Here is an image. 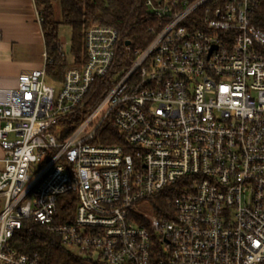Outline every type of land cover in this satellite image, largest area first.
<instances>
[{"label":"built area","instance_id":"obj_1","mask_svg":"<svg viewBox=\"0 0 264 264\" xmlns=\"http://www.w3.org/2000/svg\"><path fill=\"white\" fill-rule=\"evenodd\" d=\"M146 5V46L93 24L62 83L46 51L0 88V264H42L11 244L26 220L89 264H264V0ZM104 77L107 93L60 139L53 126ZM111 127L120 141L102 142Z\"/></svg>","mask_w":264,"mask_h":264},{"label":"trees","instance_id":"obj_2","mask_svg":"<svg viewBox=\"0 0 264 264\" xmlns=\"http://www.w3.org/2000/svg\"><path fill=\"white\" fill-rule=\"evenodd\" d=\"M42 28L44 31L46 51L49 59L46 63L48 81L62 83L67 69L79 66L85 58L84 42L86 31L90 25L102 24L114 27L120 37L121 45L130 40L133 47L146 46L153 37L152 28L157 18L146 5L147 0H58L60 6V21L54 17L55 0H35ZM59 24H68L72 30L73 61L69 62L63 51L59 36ZM121 53V52H120ZM110 88L108 77L98 78L92 85L83 107L74 109L66 117H61L58 124L61 128L60 139L68 137L94 109ZM120 133L115 128H108L102 142H119ZM167 196L157 198L155 202L160 214L161 208L167 207ZM74 201L65 205L62 199L59 202V214L68 212L67 218L72 220L75 209ZM13 247L21 252L34 253L40 256L42 264H89L84 257L77 256L68 250L61 238L49 231L46 227L26 220L22 229L16 231L11 239Z\"/></svg>","mask_w":264,"mask_h":264},{"label":"crops","instance_id":"obj_3","mask_svg":"<svg viewBox=\"0 0 264 264\" xmlns=\"http://www.w3.org/2000/svg\"><path fill=\"white\" fill-rule=\"evenodd\" d=\"M35 0H0V88H14L26 70L45 65L46 44ZM5 152L0 146V169Z\"/></svg>","mask_w":264,"mask_h":264},{"label":"rangeland","instance_id":"obj_4","mask_svg":"<svg viewBox=\"0 0 264 264\" xmlns=\"http://www.w3.org/2000/svg\"><path fill=\"white\" fill-rule=\"evenodd\" d=\"M53 4H54V11H55L54 17L60 21V19H61V13H60L59 1L58 0H55ZM59 36H60L61 41H62L63 51L65 52V54H66V56L68 58V61L69 62H72L73 61V54H72V48L71 47H72V40L73 39H72V30H71V27L68 24H59ZM99 119H100V117H98L95 120V123ZM92 127H93V125L90 126L88 128V130L92 129ZM74 196H75L74 194H70L69 196L68 195H65L64 198L65 199H68V198H73ZM4 202H5L4 196H0V211L2 210L3 206H5L4 205ZM68 250H70V249H68Z\"/></svg>","mask_w":264,"mask_h":264},{"label":"water","instance_id":"obj_5","mask_svg":"<svg viewBox=\"0 0 264 264\" xmlns=\"http://www.w3.org/2000/svg\"><path fill=\"white\" fill-rule=\"evenodd\" d=\"M130 43H131V41H130V40H127V41H126V44H127V45H129Z\"/></svg>","mask_w":264,"mask_h":264}]
</instances>
